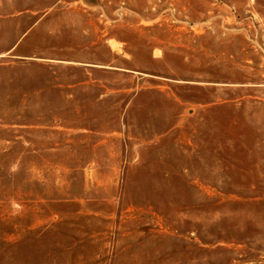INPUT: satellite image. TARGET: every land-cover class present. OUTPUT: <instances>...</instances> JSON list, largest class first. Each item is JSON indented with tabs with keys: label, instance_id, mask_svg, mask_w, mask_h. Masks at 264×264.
<instances>
[{
	"label": "rangeland",
	"instance_id": "374dc122",
	"mask_svg": "<svg viewBox=\"0 0 264 264\" xmlns=\"http://www.w3.org/2000/svg\"><path fill=\"white\" fill-rule=\"evenodd\" d=\"M0 264H264V0H0Z\"/></svg>",
	"mask_w": 264,
	"mask_h": 264
}]
</instances>
